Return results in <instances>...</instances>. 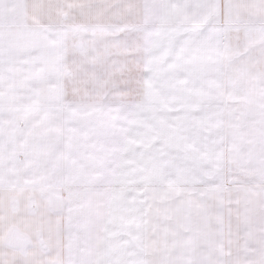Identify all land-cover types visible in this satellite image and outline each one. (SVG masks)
I'll return each mask as SVG.
<instances>
[{
  "label": "snow or ice",
  "instance_id": "1",
  "mask_svg": "<svg viewBox=\"0 0 264 264\" xmlns=\"http://www.w3.org/2000/svg\"><path fill=\"white\" fill-rule=\"evenodd\" d=\"M0 264H264V0H0Z\"/></svg>",
  "mask_w": 264,
  "mask_h": 264
}]
</instances>
